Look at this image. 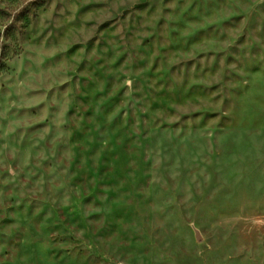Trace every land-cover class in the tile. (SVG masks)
<instances>
[{
    "label": "rangeland",
    "instance_id": "374dc122",
    "mask_svg": "<svg viewBox=\"0 0 264 264\" xmlns=\"http://www.w3.org/2000/svg\"><path fill=\"white\" fill-rule=\"evenodd\" d=\"M0 264H264V0H0Z\"/></svg>",
    "mask_w": 264,
    "mask_h": 264
}]
</instances>
